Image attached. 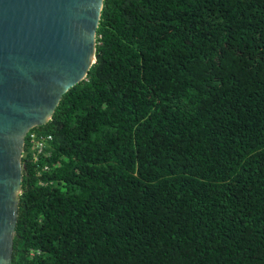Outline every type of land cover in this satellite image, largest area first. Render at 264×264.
<instances>
[{
    "label": "trees",
    "instance_id": "obj_1",
    "mask_svg": "<svg viewBox=\"0 0 264 264\" xmlns=\"http://www.w3.org/2000/svg\"><path fill=\"white\" fill-rule=\"evenodd\" d=\"M20 187L11 264H264V0H103Z\"/></svg>",
    "mask_w": 264,
    "mask_h": 264
},
{
    "label": "water",
    "instance_id": "obj_2",
    "mask_svg": "<svg viewBox=\"0 0 264 264\" xmlns=\"http://www.w3.org/2000/svg\"><path fill=\"white\" fill-rule=\"evenodd\" d=\"M103 0H0V264H11L24 136L95 61Z\"/></svg>",
    "mask_w": 264,
    "mask_h": 264
},
{
    "label": "built area",
    "instance_id": "obj_3",
    "mask_svg": "<svg viewBox=\"0 0 264 264\" xmlns=\"http://www.w3.org/2000/svg\"><path fill=\"white\" fill-rule=\"evenodd\" d=\"M30 137H32V133H31ZM47 137H48V136H46V138H47ZM31 140H33V139L31 138ZM40 145H41V143H38V144H37V147H35L37 151L40 150V148H39Z\"/></svg>",
    "mask_w": 264,
    "mask_h": 264
}]
</instances>
